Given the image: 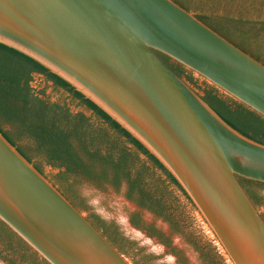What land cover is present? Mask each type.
I'll return each mask as SVG.
<instances>
[{"label": "water", "instance_id": "1", "mask_svg": "<svg viewBox=\"0 0 264 264\" xmlns=\"http://www.w3.org/2000/svg\"><path fill=\"white\" fill-rule=\"evenodd\" d=\"M0 43L93 101L172 174L227 264H264V144L159 51L264 117V64L173 0H0ZM0 220L49 264H133L0 132Z\"/></svg>", "mask_w": 264, "mask_h": 264}, {"label": "trees", "instance_id": "2", "mask_svg": "<svg viewBox=\"0 0 264 264\" xmlns=\"http://www.w3.org/2000/svg\"><path fill=\"white\" fill-rule=\"evenodd\" d=\"M228 41L264 64V0H173ZM162 62L184 79L231 127L264 144V117L209 83L169 56L155 51ZM41 75L62 89L78 106L53 99L35 86ZM8 125L9 129H3ZM0 132L41 172L43 164L56 169L50 178L61 193L81 211L84 198L70 183L81 177L98 187L125 185V197L139 208L167 222L173 232L193 245L206 264H227L214 239H209L197 220L196 209L172 174L117 121L67 81L24 53L0 43ZM253 204L264 206V183L238 177ZM182 196V197H181ZM261 214V213H260ZM264 219L263 214H261ZM90 222L119 250L124 238L112 222L87 215ZM130 222L136 228L171 245L170 237L143 221L135 211ZM0 258L8 264H49L0 220ZM183 260V257H182Z\"/></svg>", "mask_w": 264, "mask_h": 264}, {"label": "rangeland", "instance_id": "3", "mask_svg": "<svg viewBox=\"0 0 264 264\" xmlns=\"http://www.w3.org/2000/svg\"><path fill=\"white\" fill-rule=\"evenodd\" d=\"M33 84L45 88L46 93L53 99H66L69 106L75 111H83L87 115L91 114L90 111L78 106L77 102L67 92L56 89L53 83L46 80L44 76L35 75ZM3 129L8 130L9 126L3 125ZM43 171L48 176L57 172L56 169H52L46 164H43ZM69 182L75 184L77 192L86 201L88 210H84V214L94 213L106 222L115 224L124 238L122 253L133 264H206L198 250L186 241L181 234L173 232L167 222L128 200L125 197V185H122L119 189H115L110 185L98 187L81 177H71ZM262 194L264 195V190ZM258 210L264 216V206H260ZM135 211L141 214L145 223L154 225L169 236L171 245L180 255L175 254L170 247L164 245L155 237L149 236L145 231L132 225L130 216ZM197 220L200 221L198 217ZM200 224L208 238L213 239L204 229L201 221ZM213 243L216 245L215 241ZM0 264L8 263L0 258Z\"/></svg>", "mask_w": 264, "mask_h": 264}]
</instances>
